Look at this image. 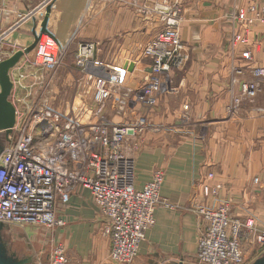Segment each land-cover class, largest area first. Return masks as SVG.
Wrapping results in <instances>:
<instances>
[{"label": "crops", "instance_id": "1", "mask_svg": "<svg viewBox=\"0 0 264 264\" xmlns=\"http://www.w3.org/2000/svg\"><path fill=\"white\" fill-rule=\"evenodd\" d=\"M45 2L0 0V34L8 33L0 44V62L23 53L9 72L10 102L15 109L35 102L62 114L91 109L94 79L107 77L113 67L126 68L124 85L112 87L107 102V114L121 115L111 116L113 124H125L123 117L135 113V119L138 114L135 96L149 73L143 50L162 28L154 10L180 3L179 35L190 59L183 70L170 75L168 90L148 114L151 126L133 154L136 188L141 189L155 170H163L160 197L175 209L157 207L155 225L146 233L134 263L186 264L195 257L202 228L193 212L198 206L215 209L228 204L233 218H251L264 229V79L253 78L249 71L264 67L261 28L254 26L249 43L230 51L233 34L243 35L246 29L237 20L239 11H247L256 0H118L115 5L54 0L49 10L26 17ZM43 34L55 40L63 55L54 70L34 61L36 39ZM83 41L96 47V62L87 72L75 66L76 50ZM246 51L251 53L249 61L242 58ZM242 81L257 83L259 92L254 100L242 101L236 116H229L231 90L237 95ZM59 86L74 91L70 99L56 102ZM181 117L186 120L184 127L172 135L170 130ZM210 173L211 185L221 186L215 198L202 192ZM58 219L63 225L55 232V244L64 247L68 264H114L105 222L87 190L77 188ZM5 244L18 257L36 264ZM255 252V260L263 256Z\"/></svg>", "mask_w": 264, "mask_h": 264}, {"label": "built area", "instance_id": "2", "mask_svg": "<svg viewBox=\"0 0 264 264\" xmlns=\"http://www.w3.org/2000/svg\"><path fill=\"white\" fill-rule=\"evenodd\" d=\"M53 2L46 0L26 17L33 18ZM181 12L179 2L154 10L162 28L143 50L142 59L148 61L149 73L135 96V101L147 110L153 109L158 97L168 90L170 75L183 70L189 62V50L179 35ZM237 20L245 23L246 29L243 35L233 34L231 52L249 43L254 26L261 28L264 40V0H256L247 11H239ZM7 34H0V44ZM95 52L93 43H79L76 68L87 72L96 62ZM34 54L35 64L45 70H54L62 63V52L48 35L38 38ZM242 58L251 60V53L243 52ZM249 71L253 78L264 79V67L254 66ZM127 74L126 68L113 67L107 77L95 78L91 109L62 114L35 102L15 109L16 124L3 141L0 155V224L5 228L62 226L57 213L81 187L90 193L105 222L111 262L134 263L146 233L155 225L157 207L173 210L175 206L160 197L163 170H155L141 189L135 185L133 154L149 128L148 116L128 124H113L105 117V105L112 99L111 88L123 86ZM88 78L93 80L92 76ZM258 92L257 83L242 81L237 95L231 90L227 114L236 116L242 101L254 100ZM213 178V174H208L202 184L206 197L220 193L221 186L211 185ZM193 212L202 226L194 257L196 264H245L243 240L264 256V229L253 219L233 218L228 204L215 209L198 206ZM48 264H68L62 245H53Z\"/></svg>", "mask_w": 264, "mask_h": 264}, {"label": "rangeland", "instance_id": "3", "mask_svg": "<svg viewBox=\"0 0 264 264\" xmlns=\"http://www.w3.org/2000/svg\"><path fill=\"white\" fill-rule=\"evenodd\" d=\"M97 4L115 5L116 3H114V2L108 3L105 1H99ZM132 5H134V4H132ZM83 42H85V41H83ZM72 70L75 71L73 66H72ZM57 89L59 90V92H58V97L55 98L56 102H62L64 100H66V98L70 99L71 95L74 94V91L72 92V90L69 93V90L66 86L63 88L61 86H59ZM134 103L138 107V110H137L138 114L136 115L135 119H137L143 112H144V114H146L148 116V114L152 111V109L147 110V109L143 108L135 100H134ZM106 108H107V103L105 105V117L109 121L111 120V116H113V118H115V116H119V117L121 116L115 112H113L110 116L109 114H107ZM133 115H135V113L134 114L129 113L128 116L123 117L122 121L126 122L125 124H128V123L134 121L135 119L133 118ZM185 122H186L185 118L181 117L180 121L178 123L179 125L173 126L170 130L171 131L170 133H172V135H173V134H175L176 131L182 129V127H184L183 124ZM150 126L151 125L149 123V118H148V127H150ZM0 139L2 140V145L4 146V142H3L5 140L4 136L0 135ZM213 198H215V197H213ZM65 208L66 207H61L59 209V211L57 213V217H59V215L65 211ZM234 214H235V211H234ZM239 218H240V220H243V221L248 219V218H241V217H239ZM57 230H58V227H55L53 229H48V228L43 227V226H26L23 228L22 227L21 228H19V227H8V228H6V230H3L2 238L8 243V245L12 248V250L15 251L19 256L32 257L34 263H36V264H48V260H49V257H50L51 251H52V247L55 244V232ZM242 243H243L242 246H243V251H244L245 264H251L255 260V258L257 257L256 256L257 254L255 252V248L253 246H251L247 241L243 240ZM135 263H136V261H135ZM186 264H196L194 257L192 259L188 260Z\"/></svg>", "mask_w": 264, "mask_h": 264}, {"label": "water", "instance_id": "4", "mask_svg": "<svg viewBox=\"0 0 264 264\" xmlns=\"http://www.w3.org/2000/svg\"><path fill=\"white\" fill-rule=\"evenodd\" d=\"M49 8L50 5L47 9L49 10ZM37 40L38 38L35 45ZM22 56V52H17L12 57L0 62V135H3L5 140L11 135L16 124V110L9 100L13 89L9 72L16 66ZM2 151L3 145L0 139V155ZM4 229L5 227L0 224V264H30L29 258H20L8 249L1 235ZM252 264H264V256L255 260Z\"/></svg>", "mask_w": 264, "mask_h": 264}, {"label": "flooded vegetation", "instance_id": "5", "mask_svg": "<svg viewBox=\"0 0 264 264\" xmlns=\"http://www.w3.org/2000/svg\"><path fill=\"white\" fill-rule=\"evenodd\" d=\"M3 239V238H2ZM3 241L6 243V241L3 239ZM10 249V248H9Z\"/></svg>", "mask_w": 264, "mask_h": 264}]
</instances>
